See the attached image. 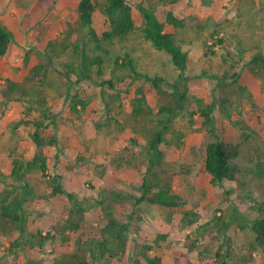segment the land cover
Returning <instances> with one entry per match:
<instances>
[{
	"label": "rangeland",
	"instance_id": "obj_1",
	"mask_svg": "<svg viewBox=\"0 0 264 264\" xmlns=\"http://www.w3.org/2000/svg\"><path fill=\"white\" fill-rule=\"evenodd\" d=\"M128 2L133 31L98 46L70 0H0V21L12 32L0 55V206L21 200L23 210L21 220L0 214V264H57L73 256L77 264H150L151 257L158 258L154 264H264V246L254 242L249 226L257 206L264 207V70L250 61L258 51L264 56V0H167L183 20L180 27L165 28L187 52L189 100L215 102L211 125L198 113L190 119L185 107L159 144V173L185 200L180 211L146 200L135 205L149 132L166 96L148 95L153 115L133 117L136 81L130 75H159L171 90L181 73L142 31L137 4L159 0ZM92 26L98 34L108 27L98 8ZM81 46L102 57L101 75L92 65L91 79L78 78ZM35 64L49 66L44 81L26 80ZM12 81L31 87L34 98L44 96L54 122L12 97L19 96L11 93ZM35 117L45 125L16 123ZM34 130L55 137L42 147L44 173L26 164L37 152ZM216 137L237 142L240 150L235 178L218 184L202 161L205 145ZM14 159L23 162L21 176ZM55 179L62 190L54 193ZM109 216L129 225L124 250L104 231ZM38 231L55 237L39 245L32 236ZM104 236L109 238L102 250Z\"/></svg>",
	"mask_w": 264,
	"mask_h": 264
},
{
	"label": "trees",
	"instance_id": "obj_2",
	"mask_svg": "<svg viewBox=\"0 0 264 264\" xmlns=\"http://www.w3.org/2000/svg\"><path fill=\"white\" fill-rule=\"evenodd\" d=\"M71 5L74 7L79 23L87 28L89 38L98 46H101L102 41H113L127 36L135 28V20L132 13V7L128 0H70ZM99 9L107 19L108 27L98 34L92 26V14L95 9ZM137 8L142 15V31L147 39L152 44L167 51L171 57L176 68L180 70L181 77L178 81L170 84L171 90L163 87L164 78L159 75H150L145 72L135 71L133 75H130L135 79L134 96L131 100L132 115L137 117L142 112L153 115L151 107L147 103V96L153 93L166 96V100L161 103L158 108L157 122L149 133V138L146 145L147 164L144 175L142 177L141 194L135 198V205L139 201L146 200L152 203H158L166 206L170 211H180L184 205L185 200L174 190L170 177L162 178L159 171L163 164V150L159 147V144L165 140L164 133L168 129L173 117L177 115L183 108H187L190 119H193L195 113H198L202 117V123L212 124L214 116L212 111L215 106V102L211 101L206 105H203L200 98L189 100L188 96V77L183 75V71L186 67L187 52L181 48V45L177 42L174 32L166 29V24H171L174 27H180L183 25L182 18L176 16L174 11L167 6V0H159L157 4L147 5L142 2L137 4ZM12 41L11 30L0 21V55H4L8 49L9 43ZM78 47L79 44H76ZM74 44L72 49H74ZM85 47H79V72L78 78H90L91 79V67L96 65L98 67L97 74L101 75L100 69L102 57L100 55L90 56ZM251 63L258 68L264 70V56L260 51L256 52L252 58ZM50 59L47 64H52ZM256 67V68H257ZM49 66L46 64H35L29 70V75L26 80H31L38 77L44 81V77L47 73ZM109 82V85H113L111 80H104ZM11 93L18 91L19 96H12L14 98L25 99L30 105V108H38L43 117L53 123V113L47 111L45 104V97L39 96L34 98L31 95V87H27L24 82L12 81ZM34 90V89H33ZM10 93V94H11ZM104 95V92H102ZM11 97V96H10ZM81 101L76 99L75 102ZM37 103V106L34 104ZM42 103V104H41ZM84 105V102L82 103ZM50 113V115H49ZM32 122L36 128H40L45 125V122L38 118L33 120L18 119L16 123ZM33 138L37 147V152L31 159L26 161L27 167L37 166L41 168L42 172L47 168L44 155H42V147L45 142L54 143L55 137L46 139L37 130L33 132ZM239 144L237 142H230L226 139L216 137L214 140L209 141L202 152V161L205 170L211 175L210 181L214 184L221 183L225 180H233L237 173V167L234 164V159L239 155ZM23 162L14 159V171L18 172V176H21L20 170ZM21 171V172H20ZM53 192L61 191V185L59 180L55 179L52 184ZM261 194L255 195L259 197ZM264 199V194L261 196ZM264 202V200L260 201ZM21 200H16L15 204H2L0 206V214L3 216H10L15 219H23V210H19ZM79 207V206H78ZM259 211L254 220L250 223V229L254 234V242L258 245L264 246V207L257 206ZM21 213V214H20ZM220 223V222H219ZM128 224L115 219L113 216H109L108 222L104 227V231L112 233L115 239V244L120 245L123 250L127 247L126 230ZM34 234V233H33ZM32 235V234H31ZM33 237L37 244L42 245L45 241L53 239L55 237L50 231L45 232L38 231ZM109 238V237H108ZM104 236L99 242L100 249L104 250L105 240L108 239ZM195 246L194 243L192 245ZM190 246V247H192ZM204 249V246H203ZM67 260H61L57 264H77L76 257ZM158 258H149L150 264L156 263ZM84 264V262H82ZM222 264H227L225 260H222Z\"/></svg>",
	"mask_w": 264,
	"mask_h": 264
}]
</instances>
